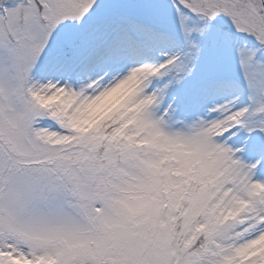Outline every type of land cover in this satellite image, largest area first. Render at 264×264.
Masks as SVG:
<instances>
[{
  "label": "snow or ice",
  "instance_id": "1",
  "mask_svg": "<svg viewBox=\"0 0 264 264\" xmlns=\"http://www.w3.org/2000/svg\"><path fill=\"white\" fill-rule=\"evenodd\" d=\"M0 264H264V0H0Z\"/></svg>",
  "mask_w": 264,
  "mask_h": 264
}]
</instances>
